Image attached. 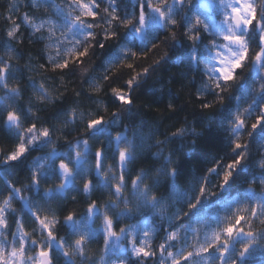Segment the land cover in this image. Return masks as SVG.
<instances>
[{
	"label": "snow or ice",
	"instance_id": "obj_1",
	"mask_svg": "<svg viewBox=\"0 0 264 264\" xmlns=\"http://www.w3.org/2000/svg\"><path fill=\"white\" fill-rule=\"evenodd\" d=\"M196 2L198 12L192 14L189 24L195 20L197 29L189 39L199 38L201 13L207 15L209 19L203 21V30L214 31L215 39L210 40L208 52L202 57L194 56V59L208 73V79L214 81L216 96L223 97L230 92L228 86L237 83L238 78L242 79L240 74L246 67L251 71L253 65L259 78L252 81L251 92L253 95L264 93V0ZM183 5L184 0H8L7 27L0 34V111L5 112L0 118V264H92L86 246L99 243L89 239L95 231L90 227L96 212L95 202L88 205L84 220L74 215L75 209L66 204L72 191L70 188L65 191V185L77 161H66L64 155L48 153L21 172V162L31 155L33 146L50 141L52 128L44 121L37 122L39 113L33 111L30 102L27 109L20 112L12 110L13 103L27 92L39 97L41 103H53L56 97L45 84V80L51 79L49 73L54 74L52 83L58 82L59 89L68 87V77L74 72L82 78L87 77L93 52L96 49L103 51L108 43L118 40L121 30L131 28L141 35L148 30L150 22L159 21L173 30L167 35L174 39ZM21 6L30 8L31 14H21ZM25 33L29 48L37 49L36 55L24 52ZM128 52V47L119 49V58H128ZM146 53L147 50L144 59L148 58ZM136 55V52L132 53L133 57ZM111 63L118 64L119 60L114 59ZM124 67L133 69L135 65L128 63ZM147 71L144 68L140 74H147ZM133 79H138V75L134 73ZM126 86L130 89L132 80H128ZM111 91L122 104L131 103L129 93L116 88ZM72 92L79 95L75 89ZM60 94L67 97V92ZM211 106L202 104L204 109ZM247 107L249 111L245 117L237 115L236 122L253 119L252 131L264 126V101L256 106L254 113L251 104ZM76 120L74 107L61 106L56 124L67 128L75 125ZM102 123L101 119L89 120L87 128L93 129ZM4 125H7V133ZM74 147L79 158L81 145L77 143ZM241 149L239 143L233 146L237 153ZM94 159L97 169L102 171V149H97ZM120 159L126 160L123 151ZM242 159L237 155L222 171L216 169L220 171V187L231 181L233 169ZM123 167L122 164V178ZM16 177L22 178L20 186H17ZM53 177L57 180L63 177L60 187L55 191H41V185L50 183ZM72 183L74 185L75 180ZM84 187L88 190L89 185ZM257 205L251 211V219L258 221L260 217L258 222L264 223V201H258ZM197 206L198 201L189 210H195ZM95 218L100 219L99 216ZM223 220L224 216H221L220 224L213 227H209L211 221L208 218L191 227H181L182 222H178L177 227L167 230L166 243L161 236L153 239L155 229L152 225L130 226L127 235L124 229L117 235L115 229L119 224L105 216L100 238L105 256L99 259V264H130L123 254L125 248L128 249L127 257L135 264H241V261L256 264L245 257L264 253V231H254L251 222L245 230L241 216L227 226L223 225ZM68 224L72 225L71 235L65 227ZM73 235L79 236L74 243ZM238 236L244 239L234 243ZM109 246L112 248L110 256L107 255Z\"/></svg>",
	"mask_w": 264,
	"mask_h": 264
},
{
	"label": "clouds",
	"instance_id": "obj_2",
	"mask_svg": "<svg viewBox=\"0 0 264 264\" xmlns=\"http://www.w3.org/2000/svg\"><path fill=\"white\" fill-rule=\"evenodd\" d=\"M196 12V0H184L174 39L167 35L173 30L159 21L150 22L148 30L141 35L131 28L121 30L118 40L108 43L103 51L93 52L87 77L74 72L68 77L65 89L45 80L56 97L53 103H41L39 97L27 92L12 105V110L20 112L30 102L33 111L39 113L37 122L44 121L52 128L50 141L34 145L22 165L27 168L48 153L64 155L66 161H77L65 185V191L69 188L72 191L66 204L75 209L74 215L81 220L87 215L88 205L93 201L96 204L90 224L95 231L89 239L99 243L86 246L92 264H99V259L105 256L100 239L105 216L119 224L115 229L117 235L121 229L127 235L130 226L152 225L153 239L161 236L166 243L167 230L177 227L178 222H182L181 227H191L203 218H208L209 227H213L220 224L221 216H224V226L234 224L236 217L241 216L245 230L251 222L254 231H264V223L258 222L260 217L258 221L251 219L257 202L264 201V126L252 131L253 119L236 122L237 115L245 117L249 104L254 113L256 106L264 101V93L253 95L251 92L252 81L259 78L257 68L253 65L249 71L246 67L240 74L242 79L228 86L230 92L217 97L214 81L208 79V73L194 59L209 51L215 33L203 30V21L209 17L201 13L199 38L189 39L197 29L195 20L189 24ZM123 47L129 48L126 59L119 58V49ZM146 50L148 58L144 59ZM133 52L137 53L135 57ZM114 59L119 63L112 65ZM128 63L135 68H125ZM144 68L148 69L147 74H140ZM134 73L138 79H133ZM128 80L133 84L130 89L126 86ZM113 88L129 93L131 103L122 104L111 91ZM62 92H67L66 98ZM204 103L212 106L204 109ZM61 106L75 108V125L64 128L56 124ZM4 115L0 111V118ZM97 119L103 123L88 129L87 122ZM4 131L7 133V125ZM77 143L81 145L79 158L74 147ZM237 143L242 145L239 153L233 150ZM97 149H102V171L97 169L94 159ZM121 151L125 153V161L120 159ZM237 155L243 157L240 165L233 169L231 181L220 187V171ZM62 183L63 177L60 180L53 177L50 183L41 185V191H55ZM85 184L89 185L88 190ZM197 201L195 210H189ZM65 227L71 235L72 225ZM77 239L79 236L73 235L72 243ZM243 239L238 236L234 243ZM127 251V248L123 250L126 259L135 264L127 257ZM107 255H112L111 246ZM245 259L264 264V253L257 252Z\"/></svg>",
	"mask_w": 264,
	"mask_h": 264
},
{
	"label": "trees",
	"instance_id": "obj_3",
	"mask_svg": "<svg viewBox=\"0 0 264 264\" xmlns=\"http://www.w3.org/2000/svg\"><path fill=\"white\" fill-rule=\"evenodd\" d=\"M7 6H8V0H0V14H2V18H0V34H2L5 30V28L7 27V25H6V20H7L6 8H7ZM31 11L32 10L30 8L21 6V14L23 12H29V14H31ZM24 38H25V44L23 46L24 52L25 53L31 52L33 55H36L37 49L36 48H29V46H28V43H27L28 37H27L26 33L24 34ZM49 76L51 77V79L48 80L49 83L52 86H58V82L56 84L52 83V80L55 79L54 74L49 73ZM25 169H26V165H22L20 170H21V172H23V170H25ZM15 179H16L17 186H20V183H22V178L16 177Z\"/></svg>",
	"mask_w": 264,
	"mask_h": 264
}]
</instances>
